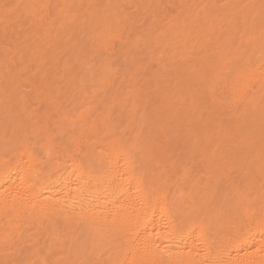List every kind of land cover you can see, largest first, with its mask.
Listing matches in <instances>:
<instances>
[{"label": "bare ground", "instance_id": "obj_1", "mask_svg": "<svg viewBox=\"0 0 264 264\" xmlns=\"http://www.w3.org/2000/svg\"><path fill=\"white\" fill-rule=\"evenodd\" d=\"M187 1L0 0V264H264V0L235 13L203 95L181 82L178 107L159 90L141 113L158 84L139 83L137 53L159 13L191 25ZM183 29L152 43L167 67Z\"/></svg>", "mask_w": 264, "mask_h": 264}, {"label": "rangeland", "instance_id": "obj_2", "mask_svg": "<svg viewBox=\"0 0 264 264\" xmlns=\"http://www.w3.org/2000/svg\"><path fill=\"white\" fill-rule=\"evenodd\" d=\"M184 1H187V0H184ZM203 1V2H202ZM217 1V2H216ZM239 1V2H238ZM255 0H188L186 3H188V5L190 4L191 6H192V4H193V6L191 7L190 5V7L188 6L187 8H189V10L191 11V10H196V11H193V13H194V15L193 16H191L192 18H190L189 17V19H191V20H188V21H191V25L190 26H187V28H186V30H184L183 28H181V26L180 27H177V26H168L167 24L168 23H166V21L168 22L169 20H171V19H173L175 16L174 15H172V14H170L171 12L170 11H168V12H166V11H163L162 13H159V15L157 16V20H159L158 19V17H161L162 16V18H160V23H162V24H160V26L158 27V26H154V27H152V26H145V29L148 31H152V29L154 28V31H152V33L151 34H153V35H149L148 36V38H150V37H154V36H157V37H155V38H153V42H157V44H160V42H162L160 45H163V46H169V45H171V46H175L174 44H176V40L175 39H177L176 37H177V34H179L180 33V31L183 29V35L184 36H187V38H188V42L190 43H188L187 44V47H185V49H184V51L182 52L183 54H186L187 53V55L188 56H186V55H182V56H184V57H181V58H179L180 56H177L176 57V60L174 59V61H177V63H175V64H173L174 66H172L171 67V64H170V67L168 66L167 67V64H169L168 62H169V60H168V57H171V55H170V53H165V55H164V53H163V51H162V48H160L161 49V51H160V49H158L157 47H160V46H157V44H155L154 46L152 45V43L153 42H149V44H146V46H143L142 48L144 49H142L141 48V52L139 51L138 53H137V58L140 56V58H138L137 59V67H139V68H137V80H139V83H140V81L141 82H144V80H145V83H146V81H154L153 79H157V81H156V83H155V86H156V84H158L156 87H154V85H153V88L151 87V82L150 83H146L145 85L143 84L142 86H147L148 84L150 85V87H146L147 89H148V92H146L147 91V89L145 88V90L146 91H144V92H146V94L144 93V95H145V97H144V95H142V94H139V96L141 95L142 96V99H145L146 100V102L147 101H150L149 102V104L148 103H146L145 104V106H143L144 107V110L141 112V113H144L145 112V114L147 115V116H149V118H151V116H150V113H151V115L152 114H154V112H149L150 110H152L153 109V111L154 110H156L157 109V107L159 108V104L161 105V106H163L164 105V103H165V101H166V99L165 98H167L168 96H169V98L168 99H170V102L171 103H175L176 104V106L178 107V100L180 99L181 100V98H183L184 99V94H187V92L188 91H186V90H183L184 89V87H183V91L181 90L180 91V89H179V92H177L178 93V96L177 97H179V99L177 100V98H176V96H175V92H176V90H178V88H180V87H177V86H180L182 83L181 82H183L184 84H186L185 86H190L192 89H190L189 90V88L188 87H185V89H188L189 91H191L189 94H187V97L189 98L190 96H195L196 94L197 95H203V93H205V91L204 90H202V88H206V86L205 87H203V84L205 83L204 81H203V83H201V81L202 80H205L206 81V79H205V76H207V78L209 77V75L213 72V71H215L214 70V67H215V69H216V67H217V65H218V60L219 59H221L220 58V54L222 55V52H227V50H228V52H229V48L231 47V50L233 51V49L234 48H236L237 47V44H238V40L236 41L235 40V42H229V40L227 41V36H228V33H229V25H230V23L232 22V20L235 22V20H236V18L234 17V15H235V13H237L238 15H239V17H240V11L242 12L241 13V15L242 14H244L243 13V11H244V9H246V7H247V13H248V11H250L249 12V16H248V18H247V20L249 19V21L251 22V21H253L255 18L254 17H256L257 18V16H259L260 17V15H262L263 13L262 12H258V13H261V14H257V6H256V4H255V6L253 5L255 2H259V3H257L258 5L259 4H261L262 2H263V0H257V1H255ZM196 2V3H195ZM200 4H199V3ZM216 2V3H215ZM232 2L234 3V4H232ZM215 3V4H214ZM253 3V4H252ZM213 4V5H212ZM221 4V5H220ZM249 4V5H248ZM252 4V5H251ZM208 5H209V7H208ZM239 5V6H238ZM186 6V5H185ZM184 6V7H185ZM199 6V7H198ZM206 7L207 6V9H210L208 12H206V14H208V16H206V19L210 22V24H209V22L207 21L206 23H208V25L207 24H205L206 26H204V25H202L203 23H201L202 21H203V19H202V17H200V14H201V9H203L204 7ZM210 6H211V8H210ZM218 6V7H217ZM246 6V7H245ZM249 6V7H248ZM202 7V8H201ZM217 7V8H216ZM245 7V8H244ZM252 7V8H251ZM253 7H254V11H253ZM186 8V7H185ZM221 8V9H220ZM236 8H237V10L239 11V13H238V11L236 10ZM234 9V10H233ZM241 9V10H240ZM186 10H188V9H186ZM200 10V11H199ZM215 10V11H214ZM227 10H228V13H227ZM200 13H199V12ZM207 11V10H206ZM212 11H213V14H212ZM246 11V10H245ZM256 11V12H255ZM211 12V13H210ZM199 13V14H198ZM174 14H176L175 12H174ZM227 14V15H226ZM253 14V15H252ZM257 14V16H255ZM168 15V16H167ZM190 15H192V13L190 14ZM218 15V16H217ZM222 15H223V17H222ZM202 16V15H201ZM194 17V18H193ZM199 17H200V21L201 22H199L198 20H199ZM229 17V18H228ZM232 17H234V19L232 18ZM237 18H238V16H236ZM214 20H213V19ZM222 18V19H221ZM253 18V19H252ZM163 19V20H162ZM169 19V20H168ZM193 19V20H192ZM195 19V20H194ZM202 19V20H201ZM210 19V20H209ZM221 19V20H220ZM228 19H230V22H229V20ZM240 19H242V17H240ZM156 20V21H157ZM219 20V21H218ZM223 20V21H222ZM227 22H226V21ZM158 21V22H159ZM196 21V22H195ZM239 21V18L236 20V22L234 23V22H232V25H237V22ZM257 21V20H256ZM256 21H255V23H256ZM157 22V23H158ZM199 22V23H198ZM217 22H219V23H217ZM258 22V21H257ZM156 23V25H159V24H157ZM164 23H166V24H164ZM189 23V22H188ZM196 24V26H194V24ZM224 23V24H223ZM226 23V24H225ZM198 24V25H197ZM215 24H217V25H215ZM238 24H242V20H240V23H238ZM161 25H163L164 26V28H163V26H162V28H163V31H162V28H161ZM202 25V26H201ZM210 25H212V26H210ZM194 26V27H193ZM204 26V27H203ZM221 26V27H220ZM238 26V25H237ZM243 26V25H242ZM21 27V26H20ZM25 27V26H24ZM24 27H23V29H24ZM151 27H152V29H151ZM210 27H212L211 28V30H210ZM26 28V27H25ZM144 28V27H143ZM173 28V29H172ZM189 28V29H188ZM195 28V29H194ZM198 28V29H197ZM204 28V29H203ZM22 29V27H21V29H20V31H22L23 30ZM166 29V30H165ZM168 29H170V30H168ZM176 29H177V31H176ZM179 29V30H178ZM17 30H19V29H17ZM25 30V29H24ZM24 30H23V32H24ZM166 32H165V31ZM168 30V31H167ZM187 30H188V33H187ZM203 30V31H202ZM147 31H146V33L145 34H147L148 35V33H147ZM148 31V32H149ZM161 33H160V32ZM179 31V32H178ZM191 31V32H190ZM194 31V32H193ZM196 31H197V35L198 34H200V32H202V38H200V37H198L197 38V35H195V33H196ZM205 31H207V32H205ZM210 31V32H209ZM215 31V32H214ZM22 32V33H23ZM154 32V33H153ZM164 32V33H163ZM170 32H172V35H171V38H170V36H169V38H168V36H167V34H169L170 35ZM176 32H178L177 34H176ZM182 32V31H181ZM187 34H186V33ZM193 32V33H192ZM205 34H204V33ZM21 33V34H22ZM189 33H190V35H189ZM191 33H192V35H191ZM208 33V34H207ZM223 33V34H222ZM156 34H158V35H156ZM213 34V35H212ZM220 34V35H219ZM162 35V36H161ZM189 35V36H188ZM221 35H222V37H221ZM160 36V37H159ZM164 36H166V39H165V37ZM174 36V37H173ZM193 36V37H192ZM203 36H204V38H203ZM206 36V37H205ZM239 36H241V35H239ZM147 37V36H146ZM164 37V38H163ZM208 37V38H207ZM210 37V38H209ZM218 37V38H217ZM157 38V39H156ZM191 38V39H190ZM196 38V39H195ZM199 38L201 39V40H203V39H205V40H203V43H201L200 41L201 40H199ZM239 37H237V39H238ZM161 41H160V40ZM193 39V40H192ZM223 39L224 40H226L227 42H224L223 41ZM152 40V39H151ZM157 40V41H156ZM159 40V41H158ZM166 40V41H165ZM170 40V41H169ZM190 40H192V41H190ZM220 41V42H219ZM222 41V42H221ZM159 42V43H158ZM175 42V43H174ZM207 44H206V43ZM219 44H218V43ZM150 43H151V46L149 47V45H150ZM191 43H193V45H191ZM201 43V44H200ZM213 43V44H212ZM154 44V43H153ZM166 44V45H165ZM204 44H206V45H204ZM224 44V45H223ZM229 44V45H228ZM193 47L194 48V51L192 50V51H190L189 49H192L191 47ZM218 45V46H217ZM225 45H226V47H225ZM156 46V47H155ZM209 46V47H208ZM221 46V47H220ZM229 46V47H228ZM234 48H233V47ZM153 47L157 50H153ZM170 47V46H169ZM201 47V48H200ZM203 47V48H202ZM215 47V48H214ZM150 48V51L148 50ZM151 48H152V50H151ZM219 48H220V50H219ZM224 48V50H222ZM196 49V50H195ZM200 49V50H199ZM204 49V50H203ZM197 50H198V52H197ZM214 50V51H213ZM143 51V52H142ZM145 51V52H144ZM156 51V52H155ZM185 51H189V52H185ZM157 53V54H155V53ZM158 52H160L159 54V57H158ZM167 52H169V51H167ZM194 52V53H193ZM197 52V53H196ZM217 52H219V53H217ZM225 52V54L223 53V55L221 56V57H223L224 56V59L226 58V56H229L228 54L230 53V54H233V52L231 53V51L228 53H226ZM142 53V54H141ZM145 53V54H144ZM146 53H147V56H146ZM155 54V56H154V54ZM163 53V54H162ZM217 53V54H216ZM152 54H153V56H152ZM168 54L170 55V56H168ZM190 54H191V56H190ZM195 54V55H194ZM196 54L198 55L197 57H196ZM145 56V58H143L144 56ZM162 55H164V56H162ZM206 55V56H205ZM208 55V56H207ZM212 55H215L214 57L212 56ZM141 56H143V57H141ZM149 56V57H148ZM151 56V57H150ZM157 56V57H156ZM186 56V57H185ZM154 57H156V58H154ZM163 58V59H161V58ZM188 57V58H187ZM195 57H196V59H195ZM202 57H203V59H202ZM208 57V58H207ZM219 57V58H218ZM141 58H143L141 61H140V59ZM154 59V60H152V59ZM182 58H184V59H182ZM190 58V59H189ZM191 58H193V59H191ZM205 58L207 59L206 61H205ZM212 58V59H211ZM217 58H218V60H217ZM150 59V60H149ZM180 61H179V60ZM216 59V60H215ZM139 60V61H138ZM152 60V61H151ZM160 60H161V62H160ZM183 60V61H182ZM188 60V61H187ZM146 61V62H145ZM149 61V62H148ZM152 63H151V62ZM168 61V62H167ZM179 61V62H178ZM187 63H186V62ZM194 61H196V63L194 62ZM214 61H217V62H214ZM148 62V63H147ZM171 62H172V59H171ZM170 62V63H171ZM184 62V63H183ZM192 62V63H191ZM199 62V63H198ZM211 62H212V64H211ZM214 62V63H213ZM179 63V64H178ZM182 63V64H181ZM195 63V64H194ZM216 63V64H215ZM141 64L143 65L142 67H141ZM150 64H152V66H150ZM193 64V65H192ZM197 64V65H196ZM211 64V65H210ZM139 65V66H138ZM146 65H148V66H146ZM163 65H165V66H163ZM178 65V66H177ZM192 65V66H191ZM202 65H203V67H202ZM210 67H209V66ZM214 65V66H213ZM176 66V67H175ZM185 67V70H186V68L188 69L189 68V71H186L187 73H190V74H187L186 72H185V70L183 69V71L181 70L182 68H180V70L182 71V73H181V71L179 70V67ZM212 66V67H211ZM147 67H149V68H147ZM162 67H165V68H162ZM178 67V68H177ZM195 67V68H194ZM198 67H201V68H198ZM207 67V68H206ZM155 68H157V69H155ZM171 68V69H170ZM208 68H209V70H208ZM211 68L213 69V71L211 70ZM162 69V70H161ZM164 69V70H163ZM176 69V70H175ZM178 69V70H177ZM196 69V70H195ZM203 69H205L204 71H205V73L203 72ZM160 70V71H159ZM193 70H195V71H193ZM207 70V71H206ZM145 73H144V72ZM147 71H148V73L149 74H147ZM174 71V72H173ZM177 71V72H176ZM178 71H180V72H178ZM198 73H200L199 75H197V77L195 76L196 75V73L197 72ZM141 72V73H140ZM155 72H156V75H155ZM158 72V73H157ZM186 73V74H184V73ZM194 72H196L195 74H194ZM207 72H209V73H207ZM211 72V73H210ZM160 73V74H159ZM163 73V74H162ZM172 73V74H171ZM180 75H178V74ZM192 73H193V75H192ZM141 74V75H140ZM143 74L145 75V76H143ZM153 74V75H152ZM162 74V75H161ZM203 74H205V76H202ZM155 75V76H154ZM171 75V76H170ZM189 76V78H188V76ZM191 75V76H190ZM159 76V77H158ZM163 76V77H162ZM144 77V78H143ZM156 77V78H155ZM183 77V78H182ZM196 77V79H193V78H195ZM202 77H203V79H202ZM150 78V79H149ZM160 78V79H159ZM163 78V79H162ZM171 78V79H170ZM179 78H181L182 79V81L180 80L179 81ZM142 79V80H141ZM162 79V80H161ZM166 79V80H165ZM187 80H188V82H190V81H192V82H190V84L187 82ZM194 80V81H193ZM177 81H178V83H177ZM185 81L187 82V83H185ZM138 82V81H137ZM170 82L172 83V84H170ZM199 82H200V84H199ZM153 84H154V82H152ZM167 83V84H166ZM179 83H181L180 85H179ZM138 84V83H137ZM142 84V83H141ZM141 84L139 85V86H141ZM165 84V85H164ZM184 84H183V86H184ZM199 84V85H198ZM202 84V86H200ZM137 85V86H138ZM148 85V86H149ZM168 87H167V86ZM175 85H177V86H175ZM205 85V84H204ZM165 88H164V87ZM173 86L175 87V88H173ZM158 87V88H157ZM161 87V88H160ZM177 87V88H176ZM200 87V89L198 90V88ZM138 88V87H137ZM142 88V87H141ZM163 88V89H162ZM171 88V89H170ZM138 89H140V88H138ZM144 88H142V90H143ZM151 89H153V90H151ZM158 91H157V90ZM175 89V90H174ZM194 89L196 90H198V92L197 91H195V92H192V90L194 91ZM141 90V89H140ZM139 90V91H140ZM151 90V91H150ZM159 90H160V92H163V94L164 93H166L167 92V97H165L166 96V94L164 95V97H161L160 95L162 94V93H160L159 92ZM161 90H163V91H161ZM169 90V91H168ZM171 90H173L172 92H171ZM202 90V91H201ZM155 91H157V92H155ZM164 91H166V92H164ZM141 92V91H140ZM169 92L171 93V95H172V97H173V95L175 96L174 98V100H173V98L169 95ZM184 92H186V93H184ZM139 92H137V94H138ZM174 93V94H173ZM179 93H182V94H179ZM202 93V94H201ZM149 94V95H148ZM152 94V95H151ZM158 94H159V96H158ZM162 94V95H163ZM193 94V95H192ZM153 95H155V98H158V99H154V96ZM182 95H183V97H182ZM188 95H190V96H188ZM147 96V97H146ZM153 96V97H152ZM157 96V97H156ZM144 97V98H143ZM162 99H161V98ZM186 97V96H185ZM195 97H198V96H195ZM147 98V99H146ZM151 99V100H150ZM168 99H167V101H168ZM182 99V100H183ZM160 100H161V102H160ZM165 100V101H164ZM177 100V101H176ZM196 100V104H198L199 103V101H197L198 100V98L197 99H195ZM158 101V102H157ZM164 101V102H163ZM140 102V101H139ZM156 102V103H155ZM159 103V104H158ZM201 103V104H200ZM200 107H199V110H203L206 106H207V104H204L203 102H201L200 101ZM141 104V103H140ZM139 104V108H142V107H140L141 105ZM152 106H151V105ZM156 104V105H155ZM166 104V103H165ZM198 104V105H199ZM147 105H150V107L151 108H149V106H147ZM158 105V106H157ZM148 107V109H147V107ZM154 106V107H153ZM189 106V107H188ZM145 107H146V109H145ZM185 107H186V110H188V108L190 109V103H187V105H185ZM198 107V106H197ZM202 107V108H201ZM147 110H149V111H147ZM198 110V109H197ZM205 111H207L208 112V110H205ZM204 111V112H205ZM207 112H205V113H207ZM145 115V116H146Z\"/></svg>", "mask_w": 264, "mask_h": 264}]
</instances>
